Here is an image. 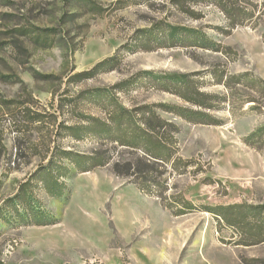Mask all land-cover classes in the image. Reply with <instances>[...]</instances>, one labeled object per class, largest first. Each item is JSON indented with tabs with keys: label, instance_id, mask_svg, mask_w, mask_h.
<instances>
[{
	"label": "rangeland",
	"instance_id": "rangeland-1",
	"mask_svg": "<svg viewBox=\"0 0 264 264\" xmlns=\"http://www.w3.org/2000/svg\"><path fill=\"white\" fill-rule=\"evenodd\" d=\"M117 1L0 0V264L264 262L213 213L264 205V144L245 141L264 125V0L234 28L207 0ZM118 121L159 125L171 161ZM180 195L197 209L164 208Z\"/></svg>",
	"mask_w": 264,
	"mask_h": 264
},
{
	"label": "trees",
	"instance_id": "trees-1",
	"mask_svg": "<svg viewBox=\"0 0 264 264\" xmlns=\"http://www.w3.org/2000/svg\"><path fill=\"white\" fill-rule=\"evenodd\" d=\"M208 2H213L227 17L228 19V27L234 28L237 26H246L250 25L252 27H256L258 25V17L256 18L254 12L247 5L249 4V0H207ZM116 3L121 4L122 1L119 0ZM92 8L97 11V6L94 2H92ZM96 7V8H95ZM262 14V13H261ZM185 74H176L173 75L172 78L176 80L178 83H184L186 81ZM243 76H231V79H234L237 82L241 83ZM258 81V82H257ZM254 83H258L261 89L264 92V81L262 79H258ZM253 82V81H252ZM190 113L189 116L184 115L185 119L189 121H194L201 123L206 117V114L200 111H192L186 110ZM193 115V116H191ZM212 125H217V122L211 123ZM122 124L118 121L117 129L123 131L124 135H131L132 143H135L136 140L142 139L144 141V146L142 149L148 155H150L154 159H158L161 161H171L172 152L171 147H169L168 143L162 139L160 136V126L154 125L150 129L147 130H137L136 128H130L128 126L121 128ZM137 127V126H135ZM121 128V129H120ZM118 130V131H119ZM248 145H254L255 143L264 144V125L259 127L252 136H249L245 139ZM180 163H182L186 168L191 167L193 161L191 160H182L179 158ZM185 168V169H186ZM81 171H86L83 168ZM50 172H47V176H49ZM52 177L48 178L45 186L48 188L49 192L56 191L55 186L58 188L60 185L58 180L55 182H51ZM53 181V180H52ZM155 178L151 177L150 180L144 177L142 182L137 183L138 188L141 191L151 190L157 187ZM50 185V186H49ZM28 189H22L21 192L26 194L28 193ZM19 197V196H18ZM158 197H160L158 195ZM33 201V197H31ZM162 199V203L164 208L168 209L173 215H183L188 212L195 211L197 208L192 202L186 199L183 195H180L178 198L174 200ZM164 201V202H163ZM220 222L225 223L227 226H231L241 232V239L236 243L238 245H252L260 242H264V205L252 207L247 204H231L227 206H220L217 208V212H213ZM255 238V240H251ZM261 260L254 259H242L243 264H256ZM262 262V261H261ZM264 264V262H262Z\"/></svg>",
	"mask_w": 264,
	"mask_h": 264
}]
</instances>
